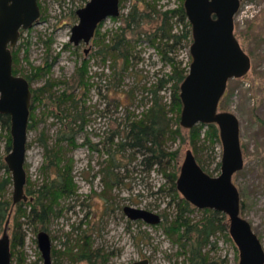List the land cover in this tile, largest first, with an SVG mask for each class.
Wrapping results in <instances>:
<instances>
[{
    "label": "rangeland",
    "instance_id": "374dc122",
    "mask_svg": "<svg viewBox=\"0 0 264 264\" xmlns=\"http://www.w3.org/2000/svg\"><path fill=\"white\" fill-rule=\"evenodd\" d=\"M37 1V22L20 31L11 49L16 74L31 77V90L44 89L43 93L37 91L39 100L31 98L30 104L35 119L28 129L24 161L27 199L14 205L5 162L10 128L0 120V182L7 183L0 195L7 205L0 235L6 230L10 239V264H44L36 239L41 231L51 240L50 264H129L141 259L148 264H188L192 243L185 227L177 229L178 222L190 227L207 215L190 203L185 205L176 179L188 149L206 173L218 175L222 146L208 126L197 124L193 130L180 125L182 104L179 109L171 81L157 93L153 91L158 79L172 75L174 68L188 69L191 62V38L176 45L172 40L152 41L161 24L154 8L170 10L184 0H120L119 15L105 19L88 44L78 45L70 42L71 28L78 21L76 9L88 0ZM170 23L172 33L180 34L183 27L178 18ZM121 32L130 43L126 67L121 59L114 61L108 55L104 60L98 53ZM234 35L249 55L251 67L244 77L228 80L219 109L233 112L239 120L244 163L232 181L239 191L241 215L264 248V0L240 1ZM168 58L176 59L177 65L171 66ZM83 63L85 85L78 80ZM63 92L66 94L60 96ZM175 96L179 98V90ZM155 100L165 105L169 126L175 131L166 140V149L175 152L170 164L150 165L147 155L137 148L118 145L121 139L127 140L122 130L127 118H140ZM76 105L79 114L73 109ZM75 114L85 118L82 129L80 120L73 122ZM66 134L73 135V140L63 137ZM110 156L116 161L112 169L117 175L111 180L106 174ZM65 169L74 192L52 195L49 192ZM172 174L176 175L174 182ZM38 197L46 208L43 223L29 213ZM126 205L154 212L160 220L154 224L131 220L123 212ZM227 222L226 217V228ZM196 238L192 248H199L202 264H238V249L228 228L218 227L207 241L198 238L195 242ZM84 253L90 258L81 259Z\"/></svg>",
    "mask_w": 264,
    "mask_h": 264
},
{
    "label": "water",
    "instance_id": "95a60500",
    "mask_svg": "<svg viewBox=\"0 0 264 264\" xmlns=\"http://www.w3.org/2000/svg\"><path fill=\"white\" fill-rule=\"evenodd\" d=\"M241 0H184L183 8L191 29V62L179 84L182 104L179 123L183 128L214 124L222 146L220 171L212 176L186 150L176 179L182 197L199 209H213L227 217L230 238L238 249V264H264V248L250 222L241 215L240 195L232 176L243 168L239 120L219 103L231 78L244 77L251 67L249 55L234 35V15ZM120 12V0H88L76 9L78 21L72 26L70 42L88 44L97 25ZM40 16L37 0H0V114L9 116L10 149L5 162L11 174L13 205L26 200L24 161L31 104L28 81L12 73L10 48L18 41L20 30L33 26ZM87 51V49H85ZM131 220L159 222V216L146 209L124 206ZM37 243L44 264L49 263L50 240L41 231ZM11 251L6 230L0 236V264H10ZM129 264H148L141 259Z\"/></svg>",
    "mask_w": 264,
    "mask_h": 264
},
{
    "label": "trees",
    "instance_id": "16d2710c",
    "mask_svg": "<svg viewBox=\"0 0 264 264\" xmlns=\"http://www.w3.org/2000/svg\"><path fill=\"white\" fill-rule=\"evenodd\" d=\"M136 5V4H135ZM147 7H150V2H146L145 4ZM135 12H137V8ZM156 11L158 17H161V24L160 26L156 29V32L153 33L152 41L155 39H159L162 42L163 40L165 43L168 41L172 40L175 45L178 43H181L182 41L187 42L189 38H191V29L190 25L186 19L185 11L183 8V5H180L177 8L173 9H166L164 11H158L154 8ZM140 14V13H139ZM142 14V13H141ZM128 16V15H127ZM126 16V21L128 20V17ZM173 17L178 18V21L182 23V31L180 34H175L172 33V24L170 21L173 19ZM127 26L129 27V21H127ZM167 26V27H166ZM162 31V34H158V31ZM164 30V31H163ZM98 33V32H97ZM96 33V34H97ZM98 53L102 54V59H106L108 55L112 56L114 58V61L116 59H121L122 63L125 65L128 64L129 62V55H130V43L129 41L125 38V32H121V34H117L116 38L114 39L112 44H107L104 46L103 49H101ZM14 58H15V52H13ZM85 62V61H83ZM168 62L171 64V66H176V59L173 58H168ZM85 63L80 67L79 74H78V80L81 84L85 85L87 80H86V68H85ZM174 73L170 75L169 77H163L158 79V85H155V90H153L155 93H157L158 90H161L166 83L169 81L172 82V88H173V96L175 97V101L179 105V109L181 107V102L178 97L175 95L178 94L179 90V84L187 74L188 69H182V70H177L174 68ZM13 73L16 74V70L13 69ZM28 81H30L31 77L29 76L28 78L25 77ZM79 83V84H80ZM44 92L43 88H39L37 90L32 89V100L37 101L39 100V93L37 92ZM66 92H63L62 95L64 96ZM72 94V92H69L67 96L69 97ZM72 97V96H71ZM72 105H75V100L74 97L71 99ZM73 109L75 110V113L79 114L78 106H74ZM166 109L164 104H160L157 100L154 101V103L149 106L145 110V112L141 113V117L138 119L135 118H127V121L124 123L122 130L126 132L124 139H121V141L118 142L119 147L123 148V146L130 145V148H137L144 156L147 155V158L145 159L148 164H157V165H162L165 161L168 162L169 164L171 163L173 157L175 155V152L173 151H168L166 149V140L167 138L170 137L171 134L175 133L174 130H172L169 126L168 119L166 118ZM75 114V119H73V122L76 123L77 121H81V123L78 124V127L82 129V123L85 122V118L82 116H77ZM33 113L30 112L29 116V123H28V129L31 127V124H33L34 120ZM0 120L6 122L7 127L9 128V116L6 114H0ZM199 126H208L211 131L213 137L218 140V130L217 127L214 124H201L199 123ZM196 127L193 128L195 130ZM118 134V133H117ZM63 137H66L70 141L73 140V135L66 134ZM113 141V140H112ZM54 157L58 159V156L54 154ZM111 158L109 159L110 161V167L108 166L106 168V174L109 180L113 179L114 176H117L114 172V169H112L115 166V162L113 157L110 156ZM220 165V164H219ZM176 179V175L172 174L171 175V181L174 182ZM6 181V180H5ZM0 182V195L6 188L7 183H11V181L7 178V183ZM70 179L68 178V174L66 173V169L64 170V175H60V179L58 180V184L54 186V189L50 191L52 195H57V196H67L74 191L72 190V186L70 184ZM41 197V196H40ZM38 197L35 202L32 203L31 211L29 212L30 215L33 217V219L38 220L39 222L43 223L44 219L46 217V208L45 204L42 202L43 198ZM54 197V196H53ZM185 205L189 206V202L186 200H183ZM52 208V207H51ZM50 208V209H51ZM7 210V205L2 203L0 200V221L4 219L5 214ZM19 210L22 211L21 207ZM206 216V219L199 223L198 225L195 224L194 226L186 227L187 223H183L179 221L177 229L181 230L182 228H186L187 230L186 233H188L189 241L192 243V246L189 250L190 256H187L188 259V264H202L204 263L203 256L200 253L199 248H196L195 251L193 250L192 247H194L195 243L193 242L195 237L196 241L198 242V238H202V240L207 241L210 236L219 228L222 230L226 231V224H224V220L226 218L225 214L222 212L213 210V209H203ZM217 225V226H216ZM16 239V238H14ZM21 237H19V240L21 241ZM81 259H89L90 257L84 253L81 256ZM89 257V258H88Z\"/></svg>",
    "mask_w": 264,
    "mask_h": 264
},
{
    "label": "flooded vegetation",
    "instance_id": "af4514ba",
    "mask_svg": "<svg viewBox=\"0 0 264 264\" xmlns=\"http://www.w3.org/2000/svg\"><path fill=\"white\" fill-rule=\"evenodd\" d=\"M104 21V20H103ZM102 21V22H103ZM102 22H100L98 25H97V28H96V30H95V32H94V35H93V37L95 36V34L98 32V29H99V27L101 26V24H102ZM21 31V30H20ZM98 34V33H97ZM92 37V38H93ZM92 38H91V40H92ZM90 40V41H91ZM89 41V42H90ZM80 43H83V42H80ZM79 43V44H80ZM78 45V44H77ZM13 48V47H12ZM12 48H10V50L12 49ZM85 49H87V51H85ZM84 49V52L86 53V52H88V48H85ZM11 54H12V52H11ZM12 73H13V55H12ZM14 74V73H13ZM14 75H18V74H14ZM25 78V77H24ZM26 79V78H25ZM27 80V79H26ZM28 81V80H27ZM28 83H29V85H30V82L28 81ZM30 90H31V86H30ZM31 98H32V93H31ZM29 116H30V114H29ZM29 123V122H28ZM43 232H45V231H43ZM46 233V232H45ZM47 234V233H46ZM48 235V234H47ZM1 236V235H0ZM48 237H49V235H48ZM49 240H50V237H49ZM37 245H38V243H37ZM9 247H10V251H11V242H10V239H9ZM51 253H52V251H51V240H50V258H49V263H51Z\"/></svg>",
    "mask_w": 264,
    "mask_h": 264
}]
</instances>
